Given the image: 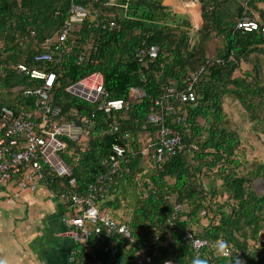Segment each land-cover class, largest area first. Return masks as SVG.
Masks as SVG:
<instances>
[{"label": "trees", "instance_id": "1", "mask_svg": "<svg viewBox=\"0 0 264 264\" xmlns=\"http://www.w3.org/2000/svg\"><path fill=\"white\" fill-rule=\"evenodd\" d=\"M72 1L94 15L93 20L57 43L53 38ZM196 3L198 7L190 8L199 11L200 22L194 25L189 13L170 10L164 0H0V108H10L16 115L33 109V97H25L22 89L12 96L13 85H40L18 74V63L57 75L53 95L64 114L78 110L95 116L87 149L78 159L63 155L81 193L104 172L110 146L118 137L102 135V117L117 120L121 134L128 132L139 149L140 136L154 140L158 130L149 121L153 100L166 87L184 85L201 72L194 86L196 102L182 108L187 113L184 122L170 116L164 120L181 136L184 151L166 157L160 169L151 158L137 155L129 165L130 173L115 178L112 189L98 195L97 204L126 224L138 245L147 244L151 264H164L168 257L181 264L198 259L228 264L214 252V242L220 238L233 245V264L237 256L244 264H264V191L257 188V183L264 188V161L243 159V138L224 110L226 99L236 102L251 129L264 134V0ZM244 21L257 27L238 28ZM214 39L220 47L208 57L206 48ZM153 46L159 49L156 58H138L140 50ZM42 53L55 58L60 54L62 61L34 63V55ZM93 71L103 75L109 100L128 104L125 114L105 115L65 94L68 84ZM236 71L239 76H234ZM133 87H141L146 96L134 99ZM73 149L70 144L69 151ZM208 177L207 189L202 178ZM52 182L60 192L72 191L66 178ZM177 206L183 209L173 216ZM189 231L210 242L198 259L183 240ZM156 236L158 247L152 244ZM78 260L87 262L89 256L83 253Z\"/></svg>", "mask_w": 264, "mask_h": 264}, {"label": "built area", "instance_id": "2", "mask_svg": "<svg viewBox=\"0 0 264 264\" xmlns=\"http://www.w3.org/2000/svg\"><path fill=\"white\" fill-rule=\"evenodd\" d=\"M191 3H196V0H191ZM93 17L94 15H91L84 6L72 1L67 16L53 40L64 43L73 31L78 30L85 22L93 20ZM110 25L114 26L113 23ZM256 27V23L249 21L238 24V28L245 30ZM262 31L264 33V28ZM158 51L159 49L153 46L149 50H140L137 56L140 60L142 57L154 59ZM53 61L60 63L61 55L55 58L51 53H42L33 57V62L39 65L50 64ZM90 62L93 65L97 64L95 60ZM15 69L18 74L29 80L38 81L40 85L35 88H22L25 97H33V109H22L16 115L10 108L5 106L0 108V193L2 188L9 184L15 185L18 192L24 190L33 192L42 182H50L57 177L66 178L67 185L72 191L61 196L67 201L71 216L64 217L62 223L66 228V234L76 243L69 257L70 264H102L100 257L94 252L93 242L96 241L106 244L114 264H124L115 258L117 244L129 249L130 256L127 260L129 264H151L152 257L147 253V244L138 245L126 224L112 218L109 212L100 210L97 198L98 195L112 189L115 178L130 173L129 165L137 155L151 158L160 169L166 157L184 151L181 136L174 129L165 126L164 120L166 116H170L174 117L177 123L184 122L187 113L182 108L196 102L194 86L201 72L193 74L184 85L166 87L162 94L153 100L149 121L157 124L158 130L154 140L147 135L142 138L141 135L139 149L133 145L128 132L121 134L117 120L102 117L101 122L104 124L102 135L118 137L110 146L109 156L104 163V172L80 193L75 189L76 180L72 167L64 160L63 155L66 154L74 160L87 149V143L93 137V126L96 124L94 114L85 115L78 110L70 111L69 116L64 114L61 106L54 100L53 89L57 75L53 71H46L37 66L29 67L25 63H18ZM64 92L74 99L93 105L97 111L105 115L114 112L125 114L128 111V104L124 101L109 100L108 92L104 88L103 75L98 71L68 84ZM131 92L133 98L137 100H142L146 96L141 87H133ZM70 144L75 146L72 151H69ZM182 209L177 206L173 216ZM191 239L196 243L190 244ZM158 240V236L152 239L155 247H158ZM183 240L191 247L196 259L210 246L207 239L197 237L193 231L186 232ZM83 253L89 256V261L80 263L78 258ZM164 264L181 263L168 257Z\"/></svg>", "mask_w": 264, "mask_h": 264}, {"label": "crops", "instance_id": "3", "mask_svg": "<svg viewBox=\"0 0 264 264\" xmlns=\"http://www.w3.org/2000/svg\"><path fill=\"white\" fill-rule=\"evenodd\" d=\"M53 185L52 181L42 182L33 192H18L12 184L2 188V264H70L69 257L76 243L66 234L62 219L71 216V212L67 201L61 196L63 192ZM93 247L102 264H114L106 244L96 241ZM116 248L115 258L129 264V249L122 244H117Z\"/></svg>", "mask_w": 264, "mask_h": 264}, {"label": "rangeland", "instance_id": "4", "mask_svg": "<svg viewBox=\"0 0 264 264\" xmlns=\"http://www.w3.org/2000/svg\"><path fill=\"white\" fill-rule=\"evenodd\" d=\"M165 5L170 9L174 10V12L179 14H185L189 13V20L192 24H198L197 22H200L198 15V10H193L190 7L196 8L198 7V3H191V0L188 2L181 3L180 0H164ZM191 9V11L189 10ZM199 20V21H198ZM220 47L219 40L214 39L210 42L209 45H207V56L213 57L215 56L216 49ZM245 66H242L241 69H244ZM240 71H236L234 73V76H239ZM22 84V83H21ZM20 84V85H21ZM13 85L12 86V96L16 97L18 95L19 89H22V85ZM20 86V87H18ZM224 110L226 112L227 118L231 122V126L233 128H236L240 135L243 138V149L245 151V155L243 159H246L248 161L258 160V161H264V134H258L255 130L251 129V125L249 123L247 115L244 113V110L238 105L236 102H233L230 99L225 100L224 104ZM142 138H145V135L142 136ZM143 140V139H142ZM82 145H86L85 143H82ZM210 178H202V183L204 184L205 188H209V181ZM221 181L220 179H215V184L218 186L220 185ZM257 188L261 191H264V188L261 187L260 183H257ZM130 190V188H129ZM127 189V191H129ZM99 205V204H98ZM227 211V209H226ZM202 223H205V221H202ZM195 231V227L192 228Z\"/></svg>", "mask_w": 264, "mask_h": 264}, {"label": "clouds", "instance_id": "5", "mask_svg": "<svg viewBox=\"0 0 264 264\" xmlns=\"http://www.w3.org/2000/svg\"><path fill=\"white\" fill-rule=\"evenodd\" d=\"M195 243L196 241H193L191 239L190 244H195ZM214 252L218 257L225 259L228 262V264H233V260H232L233 245L229 241L223 238L217 239L214 242ZM0 264H2V262H0ZM194 264H207V260L198 259L194 261ZM235 264H244V262L240 260L237 256L235 258Z\"/></svg>", "mask_w": 264, "mask_h": 264}]
</instances>
